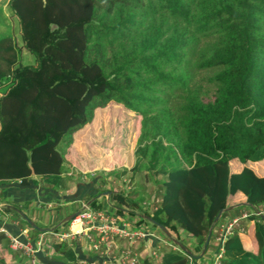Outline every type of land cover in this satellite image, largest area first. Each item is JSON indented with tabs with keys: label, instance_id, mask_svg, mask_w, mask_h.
I'll return each mask as SVG.
<instances>
[{
	"label": "trees",
	"instance_id": "1",
	"mask_svg": "<svg viewBox=\"0 0 264 264\" xmlns=\"http://www.w3.org/2000/svg\"><path fill=\"white\" fill-rule=\"evenodd\" d=\"M8 7L22 43L0 36V180L37 184L36 175L66 188L62 144L97 108L122 103L141 115L139 150L149 149L145 166L158 194L153 209L139 202L136 224L163 232L143 217L151 215L171 239H193L197 255L220 209L264 202V0H8ZM22 46L35 63L20 62ZM125 194H116L121 204ZM254 216L226 239V264H264V216ZM158 251L160 264H189L182 249ZM48 252L79 264L66 241H51ZM142 264L155 263L146 256Z\"/></svg>",
	"mask_w": 264,
	"mask_h": 264
},
{
	"label": "rangeland",
	"instance_id": "2",
	"mask_svg": "<svg viewBox=\"0 0 264 264\" xmlns=\"http://www.w3.org/2000/svg\"><path fill=\"white\" fill-rule=\"evenodd\" d=\"M7 34L11 35L16 45L22 43L18 21L8 7V0H0V36ZM19 49L20 62L35 63V55L32 52L23 46ZM207 74H210V71L204 72L202 76ZM141 130L142 118L139 113L132 111L122 103H110L94 111L93 119L73 134V140L66 148L62 144V149H65L66 166L68 170L72 169V171L80 173L82 177L79 180L84 179L88 183L91 181V176L97 173L95 174L96 179H99L101 184L99 190L113 189L116 194L122 197H125V192L128 191L130 200L124 198L123 203L128 209L126 211L131 214L139 211V202L148 205L150 201L156 200L158 197L152 175L147 174L145 166L149 149H145V152L139 150L143 145L139 142ZM144 143L149 144V140H145ZM82 156L85 158L84 160L81 158ZM145 173L153 184H148L145 181ZM67 184L70 185L69 181ZM99 204L107 206L104 198ZM116 204L121 203L116 201ZM155 204L156 201L151 203L152 209ZM245 207V204L233 206L225 214L238 215ZM22 210L27 211L25 208ZM212 232L211 237L215 234L214 229ZM29 233L31 232L29 231ZM160 234L171 240L163 232ZM181 237L188 247L193 246V241L187 234L181 233ZM47 245L46 249H48ZM0 251L5 254L9 253L7 240L1 242Z\"/></svg>",
	"mask_w": 264,
	"mask_h": 264
},
{
	"label": "crops",
	"instance_id": "3",
	"mask_svg": "<svg viewBox=\"0 0 264 264\" xmlns=\"http://www.w3.org/2000/svg\"><path fill=\"white\" fill-rule=\"evenodd\" d=\"M81 158L83 160L85 159L83 156ZM64 163L65 165H67L66 158ZM66 173L71 176V179H69L70 185H67L66 188L49 186L40 180V176L36 175H33V177L38 178L39 181L37 182V184L33 182L29 184H21L19 179L0 180V202H3L5 206H8V204L13 205V203L23 206V208L27 210L25 213L33 221H35V223L42 227H49V230L47 231L39 230V232H32L31 230H29L32 236L42 235L44 238V250L43 252H40L38 254L39 260L42 262V264H69L66 259L61 258L57 253H54L55 257H50L51 254L48 252V249H46V245L48 244L47 246H49V243L51 241H57L54 238L52 232L57 229L68 227V224H62L63 219L70 213L78 211L83 200H92L94 197H96L100 203L104 198L106 200L107 206H105L104 204H99V207L110 212L113 210H117L115 204L116 201H118V196H116L115 190L110 188V190L106 191L99 190L98 188L101 184L99 182V179H96L97 176L95 174L97 173H92L93 176H91V181L88 183H86L84 179L79 180V178L82 177L80 173L78 171L74 172L72 171V169L68 170L67 166ZM235 205H240V203L234 204V206ZM245 206L246 207L244 208V210H252V207H250V205L245 204ZM121 207H123L124 210L119 213H122V215L129 220L135 221L136 215L127 212L126 210L128 209L124 203L121 204ZM8 209L12 221L9 220L8 222H6L5 226L10 232L18 233L20 229L23 228V225L21 224L18 215L13 212V209ZM229 217L231 216H229L228 214H224L223 218L221 219L219 217V220L217 221L218 223L214 226V228L218 226L220 222ZM17 220L18 225H15L13 221L17 222ZM244 222L247 226L252 221L251 219H249L245 220ZM136 226L147 228L151 231V233L146 237L139 239L138 242L134 244H129L128 241H125L123 238L116 237L113 243L112 251L108 255L109 257H116L123 248H130L132 251L137 252L142 259L146 256H149V253L155 246H158V249L164 247L171 248V246L169 245L165 246L163 242L166 241L167 238H165L164 235L160 234V231L157 228L151 227L144 221L138 222ZM211 233V235H213V232ZM212 238L213 236L211 237V242L208 243L203 255L198 258H201L198 264H206L205 260H207V258L214 252L217 244ZM4 240L6 241V237L3 235V237L0 239V245ZM190 240L193 241V239ZM66 242H68L73 247L79 264H81L83 261H91L93 262V264H99L101 259L107 256L102 255L100 252L92 250L89 247L88 242L83 237H79L75 240H68ZM24 262L26 264H29V261L27 260L25 255L20 251L9 249V253L6 254L5 252L0 251V264H23Z\"/></svg>",
	"mask_w": 264,
	"mask_h": 264
},
{
	"label": "built area",
	"instance_id": "4",
	"mask_svg": "<svg viewBox=\"0 0 264 264\" xmlns=\"http://www.w3.org/2000/svg\"><path fill=\"white\" fill-rule=\"evenodd\" d=\"M252 215L264 216V202L253 206L252 210H242L240 214L225 219L214 228L213 240L217 245L212 255L207 258L206 264H226L224 262L226 239L235 232L244 231L246 228L244 221L249 220ZM9 220H11L9 209L3 202H0V233L6 237L8 248L24 254L29 264H42L38 254L44 250L43 236H32L27 227H23L18 233H12L5 226ZM135 221L124 217L117 210L110 212L99 207V201L94 197L92 200L86 199L81 202L78 213L70 219L67 228L57 229L52 233L56 240L61 241L83 237L92 250L107 255L101 259L99 264H142V258L130 248H123L114 258L108 256L116 237L123 238L129 244H134L151 233L147 228L136 226ZM13 223L18 225V220ZM163 243L165 246H171L172 249H181L173 240L167 239ZM187 256L189 264H198V258H193L188 254ZM149 257L155 264L160 263L158 246L151 250ZM81 264H93V262L83 261Z\"/></svg>",
	"mask_w": 264,
	"mask_h": 264
},
{
	"label": "water",
	"instance_id": "5",
	"mask_svg": "<svg viewBox=\"0 0 264 264\" xmlns=\"http://www.w3.org/2000/svg\"><path fill=\"white\" fill-rule=\"evenodd\" d=\"M109 192V191H108ZM234 205L226 207L225 209H220L218 211V213L216 214L215 218H214V222H217L219 220V217L222 213L223 210H227L232 208ZM7 208H12L13 210H16L25 220H27L33 227H35L37 230L40 231H47L49 230V227H42L39 226L37 223H35V221H33L23 210L19 209L18 207L14 206V205H10L8 204V206H6ZM78 213V211H74L72 213H70L69 215H67L63 221L65 220H70L73 216H75ZM143 217L146 218L147 220L151 221L152 223H154L157 227H159L167 236H170V232L167 230V228L159 221H157L156 219H154L151 215L148 214H143ZM211 237V230L209 231L205 243L203 245V248L201 250V252L197 255L193 254L192 250L190 249V247H188L185 243H183L180 240L177 239H172L185 253H187L188 255H190L193 258H199L203 255V253L205 252L207 245L209 243Z\"/></svg>",
	"mask_w": 264,
	"mask_h": 264
}]
</instances>
